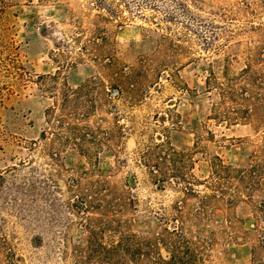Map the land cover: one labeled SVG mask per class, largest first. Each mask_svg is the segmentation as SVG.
Returning <instances> with one entry per match:
<instances>
[{"label": "rangeland", "instance_id": "obj_1", "mask_svg": "<svg viewBox=\"0 0 264 264\" xmlns=\"http://www.w3.org/2000/svg\"><path fill=\"white\" fill-rule=\"evenodd\" d=\"M156 143L194 194L151 184ZM263 144L264 0H0V264H76L69 183L99 177L134 199L121 228L179 207L199 264H264ZM216 155L246 179L213 184Z\"/></svg>", "mask_w": 264, "mask_h": 264}, {"label": "trees", "instance_id": "obj_2", "mask_svg": "<svg viewBox=\"0 0 264 264\" xmlns=\"http://www.w3.org/2000/svg\"><path fill=\"white\" fill-rule=\"evenodd\" d=\"M222 77L223 81H218L215 76L210 77L207 80V89H219L218 94L224 98L229 93L226 87L228 78L224 74ZM213 111L215 117H222L225 121L238 119V116L231 117L218 107ZM161 146V143H156L153 148L141 151L142 164L147 169L151 184L163 185L165 174L170 169L174 174L169 177V181L182 184L185 192L194 194L196 190L193 188V181L196 179L192 177L188 180L185 174H179L183 165L174 167L173 164H167L178 151L165 152ZM261 149L264 153V144ZM152 156L164 161L151 162ZM87 157L90 158V155L87 154ZM213 159L210 165L213 184H221L223 180L234 177L242 181L248 176L247 170L224 164L217 155ZM69 184L74 198L70 206L77 213L83 214L80 226L87 232L82 246L78 245L73 249L78 259L76 264H199L195 243L189 230L183 225L179 207L175 208L177 213L171 218L161 215L159 230L148 233L129 231L121 228L115 216L126 207L134 208V199L131 196L119 192L101 177L86 179L87 186H83L81 180L75 178H71ZM124 185L128 187L131 184L127 182ZM77 188H83L84 191L77 193ZM217 191L222 193L219 189L215 192Z\"/></svg>", "mask_w": 264, "mask_h": 264}]
</instances>
